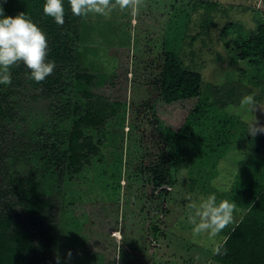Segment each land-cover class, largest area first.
<instances>
[{"label": "rangeland", "instance_id": "1", "mask_svg": "<svg viewBox=\"0 0 264 264\" xmlns=\"http://www.w3.org/2000/svg\"><path fill=\"white\" fill-rule=\"evenodd\" d=\"M112 3L108 16H83L77 58L92 81H77L66 94L80 115L86 91L120 104L101 128L83 130L96 149L89 164L77 175L43 172L40 145L47 137L61 144V130L70 126L61 110L65 98H43L12 79L0 85L3 106L13 111L1 135L3 166L12 177L36 176L56 203L55 264H217L213 248L245 212L238 192L263 179L264 132L250 135L229 106L213 114L229 119L221 128L225 137L200 136L186 127L196 100L162 103L161 71L164 55L174 53L184 69L202 76L208 106L225 86L247 87L259 105L254 127L264 126V64L248 71L236 58L240 42L264 20V0H132L124 10L119 0ZM171 162L176 183L157 213L152 178ZM209 193L237 205L235 223L216 243L197 242L188 221L191 206Z\"/></svg>", "mask_w": 264, "mask_h": 264}, {"label": "trees", "instance_id": "2", "mask_svg": "<svg viewBox=\"0 0 264 264\" xmlns=\"http://www.w3.org/2000/svg\"><path fill=\"white\" fill-rule=\"evenodd\" d=\"M44 2L45 0H7L3 4L6 15L25 13L43 30L48 41L47 59L55 63L52 74L38 83L28 79L27 70L22 64L14 66L11 69L14 80L12 84L27 85L37 90L43 98L62 96L65 98L61 110L68 111V117L71 119L70 126L61 130L64 131L62 141L65 143L57 144L47 137L46 142L40 145L39 151L46 157H41L45 164L43 172L77 175L89 164V155L96 151L84 136L83 130L101 128L106 120L118 113L120 104L109 103L86 91L83 93L86 100L84 112L80 115L75 103L66 97L67 91L77 81L83 80L88 83L92 81V77L79 67L77 58L78 35L83 16L73 15L68 0H63L65 22L63 25H57L53 18L44 15L42 11ZM228 29L227 27L223 29L222 37L227 36ZM237 49L236 58L243 64V68L248 71L261 69L264 64V20L240 42ZM202 90L203 79L200 73L184 69L174 53L164 55L160 79L162 103L173 105L179 101L196 100V105L186 120V127H193L196 133L205 136L206 139L211 140L214 133L220 132L221 138H224L225 132L221 128L226 126L229 119L214 120L213 114L220 116V109L238 106L241 97L250 94L251 91L247 87L237 85L225 86L222 90L224 92L217 96L218 99L212 98L208 106L202 100ZM3 101L4 98L1 97L0 144L3 138L1 135L6 130L5 126L13 116V111L6 109ZM72 117L77 118L73 121ZM62 144L64 149L61 151L59 148ZM224 151L225 148L222 149V153ZM4 156L0 148V264H55L56 220L52 212L56 203L50 197L44 196L36 176H10L3 166ZM174 168L175 164L171 162L166 172L162 170L154 172L152 185L153 192L158 197L157 213L161 212L159 203L176 183ZM262 174V181L238 192L242 202L241 208L245 212L227 234L229 238L219 245L220 254L213 253L211 259L213 262L264 264V173ZM157 231V227L153 226L154 234H157Z\"/></svg>", "mask_w": 264, "mask_h": 264}, {"label": "clouds", "instance_id": "3", "mask_svg": "<svg viewBox=\"0 0 264 264\" xmlns=\"http://www.w3.org/2000/svg\"><path fill=\"white\" fill-rule=\"evenodd\" d=\"M0 0V85L12 83L11 69L22 64L26 76L33 82H42L52 74L54 61L48 60V41L43 30L25 13L15 16L5 14ZM132 0H119L121 10L127 9ZM73 15L82 17L90 13L108 16L116 7L112 0H68ZM42 11L44 15L53 18L57 25L64 24L65 8L63 0H45ZM259 106L253 94L241 97L235 112L248 125V133L255 135L257 131L264 132V126L254 127L255 117L252 115ZM231 110V109H230ZM193 211L188 216L192 225L193 238L199 242L201 237L216 243L226 228L235 223L236 202L233 199H218L216 193H209L193 204ZM223 240L229 237L224 235ZM214 253L220 254L218 244L213 248ZM71 255V253H69ZM59 261V258H57Z\"/></svg>", "mask_w": 264, "mask_h": 264}]
</instances>
